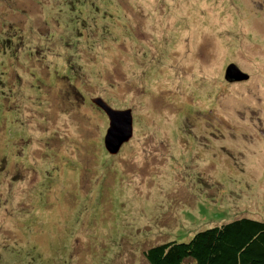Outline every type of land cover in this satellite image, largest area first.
<instances>
[{"label":"rangeland","instance_id":"374dc122","mask_svg":"<svg viewBox=\"0 0 264 264\" xmlns=\"http://www.w3.org/2000/svg\"><path fill=\"white\" fill-rule=\"evenodd\" d=\"M94 99L131 110L115 156ZM240 217L264 222V0H0V264H148Z\"/></svg>","mask_w":264,"mask_h":264},{"label":"trees","instance_id":"16d2710c","mask_svg":"<svg viewBox=\"0 0 264 264\" xmlns=\"http://www.w3.org/2000/svg\"><path fill=\"white\" fill-rule=\"evenodd\" d=\"M144 258L148 264H264V222L240 217L199 231L188 243L154 246Z\"/></svg>","mask_w":264,"mask_h":264},{"label":"water","instance_id":"95a60500","mask_svg":"<svg viewBox=\"0 0 264 264\" xmlns=\"http://www.w3.org/2000/svg\"><path fill=\"white\" fill-rule=\"evenodd\" d=\"M226 71V82L239 83L240 81L248 80V76L234 65L228 66ZM93 103L100 111L105 113L108 122H110L104 145L107 153L110 156H115L120 148L132 138L133 121L131 110H112L102 99H94Z\"/></svg>","mask_w":264,"mask_h":264}]
</instances>
